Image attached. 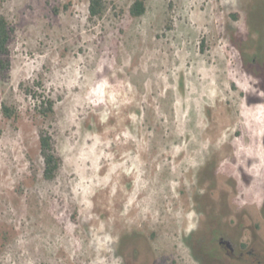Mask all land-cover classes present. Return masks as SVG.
<instances>
[{
    "label": "rangeland",
    "instance_id": "1",
    "mask_svg": "<svg viewBox=\"0 0 264 264\" xmlns=\"http://www.w3.org/2000/svg\"><path fill=\"white\" fill-rule=\"evenodd\" d=\"M135 1L0 0V264H264V0Z\"/></svg>",
    "mask_w": 264,
    "mask_h": 264
},
{
    "label": "trees",
    "instance_id": "2",
    "mask_svg": "<svg viewBox=\"0 0 264 264\" xmlns=\"http://www.w3.org/2000/svg\"><path fill=\"white\" fill-rule=\"evenodd\" d=\"M89 10L92 17L101 16L104 11V0H90ZM145 12L144 0H136L130 9L133 17H141ZM13 32L14 30L7 18L0 16V78L2 80L8 79L11 70L10 42ZM38 110L45 117H48L54 112V103L49 99H44L41 101ZM3 112L8 118H13L16 114L15 110L7 105H4ZM40 148L45 162L44 178L49 181L54 180L61 162L54 151L52 137L44 130L40 133Z\"/></svg>",
    "mask_w": 264,
    "mask_h": 264
},
{
    "label": "flooded vegetation",
    "instance_id": "3",
    "mask_svg": "<svg viewBox=\"0 0 264 264\" xmlns=\"http://www.w3.org/2000/svg\"><path fill=\"white\" fill-rule=\"evenodd\" d=\"M220 243H221L224 247L229 248L230 251H231L232 253L235 252V249H234V248H233V247H232L227 241H225L223 238L220 239Z\"/></svg>",
    "mask_w": 264,
    "mask_h": 264
}]
</instances>
